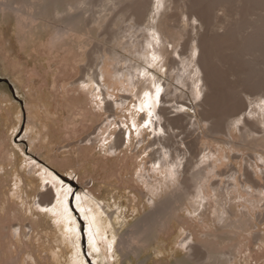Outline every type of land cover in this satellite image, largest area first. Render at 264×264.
<instances>
[{
    "label": "rangeland",
    "instance_id": "374dc122",
    "mask_svg": "<svg viewBox=\"0 0 264 264\" xmlns=\"http://www.w3.org/2000/svg\"><path fill=\"white\" fill-rule=\"evenodd\" d=\"M39 1L32 5L34 0H0V78L12 85L11 89L0 80V264H264V39L260 41L256 35L264 28V24H259L260 20L264 22V2ZM83 1L92 5L87 6L88 13L75 11L76 16L71 17L72 7L79 8ZM137 2L143 3L139 22L127 8ZM194 4L204 25L192 10L189 11ZM101 5L104 9H99ZM64 8L65 13H69L65 19L61 13H56L57 9ZM103 12L107 17L104 27L83 38L78 29L81 20H85L83 25L93 24L95 16ZM27 16L30 20L36 18L37 23L53 24L55 31L48 35L45 29H36V26L35 34L26 33L31 25L27 23ZM136 21L141 22L140 28L145 31L139 33L141 37L135 47L144 45V65L158 75L156 80H161L157 85V89L162 88L159 92L153 88L154 77L147 82L146 74L134 86L131 81L113 84L103 72L104 58L116 40L115 34L119 36L124 28L136 25ZM150 25L151 30L147 27ZM58 27H67L71 34L66 38L76 41L67 46L54 43ZM156 29L162 34L154 38ZM253 29L258 31L254 33ZM224 35L228 38L226 42L222 41ZM252 39L256 48L250 42V50L245 42ZM199 42L204 44L203 51L197 50ZM87 44L90 54L86 56L85 50L78 46ZM119 50L127 54L122 48ZM203 54L207 72L215 79L212 92L214 90L219 97L223 95L226 103L231 98L226 112L219 110L220 115H224L219 118L224 119L225 132L211 131L206 122L210 108L203 104V99L209 90L202 89L204 74L198 66ZM109 60H113V68L127 69L126 64H118L108 57ZM178 75L187 79L185 84H180ZM85 78L95 85L98 83L92 88L97 93L78 90ZM177 86L185 92L180 99ZM68 89L77 90L76 94L69 95V100L64 97ZM154 95L158 100L152 103ZM98 96L100 105H97ZM123 96L127 101H123ZM234 101L241 104V109L239 105L235 107ZM161 107L167 109L164 108L166 117H181L173 124L176 128L169 129L166 136L160 127L166 123L160 115ZM223 110L227 114H223ZM215 120V117L211 119ZM246 121L253 124L252 128L243 127ZM106 128L110 132L116 128L113 142H118L119 149H115L114 156L108 154L110 143H104L108 134H102ZM154 141L156 145L145 152ZM202 141L203 145L211 142V149L216 150L208 164L212 158L216 161L220 148L226 150L223 155L227 157L238 156L231 163L226 162L221 170L217 169L221 171L220 176L213 177L214 172L206 170L210 173L202 181L206 189L211 188L208 199H204V203L199 199L201 196L193 200L197 212L193 217L186 214L189 203L181 198L179 205L176 197L170 198L175 188L172 185L177 183L173 184L166 177L169 168L166 172L162 168L164 173H156L155 178L161 180L162 198L169 196L172 203L171 206L166 204L167 214L160 218L165 219L166 227H162V234L153 229L151 239H147L142 230H132L142 225L143 219L151 213L149 191L138 177L143 164L160 158L161 153L155 154L156 150L160 149L164 155L172 153L168 148L163 150L162 142L173 147V158L165 155L167 161L168 156L174 161L172 170L182 169L188 158L193 160L188 169L196 171L199 166L195 164V156ZM177 147L182 153H188L186 159L179 158ZM194 150L196 154L191 155ZM245 158L252 160L248 161L250 164H245ZM149 166L153 172L158 168L153 163ZM188 169V175L184 176L190 177L192 186L198 174ZM246 176L253 178L260 188H250ZM197 183L203 187L201 181ZM46 193H52V200L47 203L42 202ZM162 198L159 202L165 204ZM71 203L85 223L86 254L82 250L80 223ZM187 243L203 251L198 259H189L194 250L189 249Z\"/></svg>",
    "mask_w": 264,
    "mask_h": 264
},
{
    "label": "bare ground",
    "instance_id": "6f19581e",
    "mask_svg": "<svg viewBox=\"0 0 264 264\" xmlns=\"http://www.w3.org/2000/svg\"><path fill=\"white\" fill-rule=\"evenodd\" d=\"M87 2H88V0H86ZM98 1V0H97ZM97 1H96V3H97ZM175 1V0H174ZM247 1V0H246ZM256 1V0H255ZM259 1H261V0H259ZM263 2H264V0H262ZM31 2V1H30ZM37 2H41V1H39V0H34V2H33V4L32 5H35V4H37ZM177 2V1H176ZM257 2H258V0H257ZM262 2V3H263ZM38 3V4H39ZM227 3V2H226ZM260 3V2H259ZM30 4V3H29ZM82 5L79 7V8H77V7H74L73 5V7H72V10H71V12H70V14H72V16L71 17H75L76 15H73L74 14V12L75 11H79V13L80 12H85V13H88V8H87V6H89V4L88 3H86V2H84L83 1V3H81ZM143 3H141V2H137V3H135V4H133V5H129L127 8L128 9H130V11H132V15H134V16H136L137 17V21L138 20H140L141 19V17H142V13H140V10H141V5H142ZM184 4V3H183ZM227 5V4H226ZM55 6V5H54ZM69 6H71V4L69 5ZM92 5L90 4V7H91ZM94 6V5H93ZM187 6V5H186ZM42 7V6H41ZM41 7H39L38 9H40ZM68 7V6H67ZM83 7H86V9H83ZM97 7V6H96ZM104 5H101V6H99V9H104ZM66 8V7H65ZM65 8L63 9V10H61V9H57L58 11L56 12V13H61V15L64 17L65 15H69V13H65ZM188 8H189V6H188ZM204 8V7H203ZM11 9V8H10ZM33 9H34V7H32L31 8V10L33 11ZM42 9V8H41ZM13 10V9H12ZM142 10H143V6H142ZM192 10V11H191ZM105 11V10H104ZM189 11H191L192 12V14L198 19V21H200L201 20V22H202V24H203V20H202V18L203 17H201L202 15L201 14H199V10L197 9V7L195 6V4L189 9ZM13 12V11H12ZM45 12V11H44ZM205 12V11H204ZM10 13V12H9ZM128 13V12H127ZM190 13V12H189ZM188 13V14H189ZM202 13V12H201ZM16 14V13H15ZM41 14H44L43 12L41 13ZM19 15V14H18ZM60 15V16H61ZM22 16V15H21ZM20 16V17H21ZM92 16V15H91ZM177 16H178V14H177ZM191 16V15H190ZM30 17V16H29ZM193 17V16H192ZM106 18L107 17H104V12L103 13H98L97 14V16H95V19H94V23L92 24V23H84V25H83V22L85 21V20H81V23L80 24H82L81 26H77L78 27V29H80V31L82 32V35L84 36L83 38H88L87 36L90 34V33H97L98 31H100L103 27H104V23H105V20H106ZM262 18V17H261ZM26 19H27V23H29V24H31L30 25V28H29V31H26V33H32V34H35V31H34V29L36 28V26H38L36 29H45V31L48 33V35L51 33V32H53V31H55L54 30V26H53V24H51V25H49V24H47L46 22H38L37 23V20H36V18H35V20H32L33 18H31V20H30V18H28V16L26 17ZM25 19V20H26ZM64 19H65V17H64ZM91 20V19H90ZM264 20V19H263ZM83 21V22H82ZM136 21V22H137ZM261 21V23H259V24H264V22L262 23V20H260ZM19 22V21H18ZM64 22H66L67 23V21L65 20ZM87 22V21H86ZM139 22V21H138ZM136 23V25H130V26H128V27H126V28H124L122 31H123V33H121L119 36L117 35V34H115V41H113V46L111 47V50L109 51V52H107V56H106V58H104L105 60H106V66H105V69H104V73L106 74V76H108L111 80H112V82H113V84H126V81H127V83H129L130 81H131V83H132V85H134V86H137L138 84L137 83H139V81H138V79H142L141 77H142V75L143 74H146L148 77L146 78V80H147V82H150L149 80L151 79V78H153L154 77V85L153 86H155V87H153L152 85V87L153 88H155L156 89V91H160L162 88H158L157 89V85H159L160 84V82H161V80H156V78H157V74L154 72H152V71H150L148 68H146V66L147 65H144V62H145V59H144V57H145V55H143V51H144V45L143 44H141L142 46V48L140 47V48H137V47H135V45H137L138 44V40L137 39H139L140 37H141V35H139V33H143L145 30H143L142 28H140L141 27V22L140 23ZM205 22H206V20H205ZM26 23V22H25ZM28 24V25H29ZM85 24H87V25H85ZM137 24H139V25H137ZM206 24V23H205ZM27 25V26H28ZM204 25V24H203ZM57 26V25H56ZM109 26V25H108ZM139 26V27H138ZM157 26H159V24H157ZM262 27H263V25H261ZM51 27V28H50ZM147 27H150V29L149 30H151L152 29V27H151V25L150 26H147ZM256 27V26H255ZM243 28V27H242ZM19 29H21V27H19ZM26 29V28H25ZM148 29V28H147ZM26 30H28V29H26ZM142 30H143V32H142ZM69 30L67 29V27H58V30H57V34H56V37L54 38V43H57L58 44V42H60L61 43V45L62 46H67V44L68 43H70L71 44V42L73 43L74 41H76V40H69V38H66V36L68 35V34H71L70 32H68ZM155 33L153 34L154 36V38H155V36H158V34H160L161 32H160V30L159 29H156V30H153ZM257 31H258V29H257ZM257 31H255L254 29H253V32L254 33H256ZM115 32V31H114ZM128 32H131V37H130V35L128 34ZM21 33V32H20ZM106 33V32H105ZM182 33V32H181ZM113 34V35H114ZM162 34V33H161ZM105 35V34H104ZM251 35V34H250ZM256 35H258V37H260V41L262 40V39H264V28L262 29V30H260L259 32H257L256 33ZM233 36V34L231 35V37ZM235 36V35H234ZM113 37V36H112ZM134 37V38H133ZM224 39H222V41L223 42H226V39H228V38H225L226 36L224 35V36H222ZM249 37V36H248ZM254 38H255V36H253ZM252 37V38H253ZM257 37V39H259ZM159 38V37H158ZM163 38V37H162ZM250 38V37H249ZM262 38V39H261ZM32 39H34V38H32ZM39 39V38H38ZM134 39V40H133ZM236 39V38H235ZM256 39V38H255ZM94 40V39H93ZM159 40V39H158ZM163 40V39H162ZM234 40V39H233ZM247 40V39H246ZM111 41H112V39H111ZM252 41H254L253 39L252 40H248V43H247V41L245 42V45H248V47L249 46H251L250 45V42L253 44V42ZM36 42V41H35ZM158 42V41H157ZM257 42H258V40H257ZM112 43V42H111ZM162 43V42H161ZM233 43V42H232ZM236 43V42H235ZM247 43V44H246ZM254 43H256V41L254 42ZM262 43L264 44V42H263V40H262ZM102 44V43H101ZM140 44V43H139ZM152 44H153V42H152ZM151 43H149V45H152ZM259 44H261V43H259ZM33 45V44H32ZM38 45V44H37ZM76 45V44H75ZM162 45V44H161ZM254 45V44H253ZM258 45V44H257ZM30 46V45H29ZM55 46V45H54ZM90 45H83V46H78L79 47V49H83V50H85V52L84 53H86V56L87 55H89L88 54V52H87V47H89ZM203 46H204V44L202 45V43H200L199 42V44H198V46H197V50L198 49H200V51H203ZM229 46V45H228ZM139 47V46H138ZM163 47V46H162ZM217 47H219V46H217ZM253 47V46H252ZM251 47V48H252ZM35 48H36V46H35ZM119 48H122V50H125L126 52H127V54H129V55H127V54H123L120 50H119ZM137 48V49H136ZM219 48H221V47H219ZM246 48V47H245ZM254 48H256L255 47V45H254ZM236 49V48H235ZM247 49V48H246ZM249 49H250V47H249ZM248 49V50H249ZM251 50V49H250ZM99 54H100V52H102L100 49H99ZM104 52V51H103ZM114 54H116V56H114V55H112V53ZM198 52V51H197ZM160 54H162V52L160 53ZM113 56V57H112ZM104 57H105V55H104ZM108 57H109V59L110 58H113L114 59V61L116 62V63H118V64H120V63H123V65L124 64H126V68L127 69H121V70H117V66L115 67V68H113L112 66H113V64H112V61L111 60H109V61H107V59H108ZM116 58H120V59H116ZM137 58H139L140 60H137ZM187 65V64H186ZM198 66L201 68V70H202V73L204 74V76H203V79H202V81H203V87H202V89L204 90V92H205V89H208L209 90V93H206L205 92V94H204V99H203V104H205L206 106H208L210 109L208 110V109H206V107L204 108L206 111L208 110V116H206L207 117V119H206V122L207 123H209V129L211 130V131H214V132H217V133H221V132H223L224 131V129L225 128H223L224 127V125H223V123H222V120H224L223 118H222V120H220V118H219V115H220V113L222 112H220L219 110L220 109H225V112H226V106H228V104L230 105V101H231V98H230V100H229V102L227 101V103H226V101L224 102V100H223V95H222V97H219V96H217V94H215L214 93V90H213V92H212V90L211 89H213V86H214V78L212 79L209 75H211V74H208V72H207V69H208V67H207V63H206V59H204V54H203V56L201 55L200 56V58H199V60H198ZM197 66V67H198ZM148 67V66H147ZM208 71H210V70H208ZM216 72L218 73V71L216 70ZM94 73V76H95V72H93ZM92 73V74H93ZM97 75V74H96ZM94 76H91L90 75V78H93ZM179 76V75H178ZM188 77V76H187ZM190 77H191V75H190ZM183 78L184 77H178V79H179V82H180V84H185L186 82L185 81H187V79L185 80H183ZM96 79V78H95ZM194 79V78H193ZM220 79V78H219ZM222 79V78H221ZM220 79V80H221ZM0 80L1 81H3V79H1L0 78ZM7 80V79H6ZM89 80V79H88ZM92 80V79H91ZM96 81H97V79H96ZM218 81V80H217ZM111 82V83H112ZM81 84H80V87L78 88V90L80 89V90H84V89H89L93 94H95V93H97L96 92V89L95 90H93L92 88L93 87H95V86H98V83L95 85V83H90V82H88L87 80H86V78L84 79V80H82V82H80ZM190 84V83H189ZM220 85V84H219ZM77 86V84L75 85V87ZM150 86V85H149ZM186 86H188V84L186 85ZM222 86V85H221ZM101 87V86H100ZM165 88H167L166 86H164ZM217 87V86H216ZM152 88V89H153ZM232 88V87H231ZM77 89V88H76ZM76 89H72V90H69V91H67L68 92V94H66L67 96H64L66 99H70V98H68L69 97V95H71V93H74V94H76L77 93V90ZM98 89V88H97ZM151 89V90H152ZM155 89H154V91H155ZM180 94L177 96L179 99H180V95L183 97V94H185V92H184V90H181V88H179L178 86H177V89H176ZM208 90H206V91H208ZM132 91V90H131ZM153 91V90H152ZM182 91V92H181ZM211 91V92H210ZM233 91V90H232ZM157 92V93H158ZM162 92V91H161ZM168 92V91H167ZM227 92V91H226ZM150 93H152L151 91H150ZM154 93V92H153ZM153 93H152V95H153ZM203 93V92H202ZM234 93V92H233ZM64 94V93H63ZM158 94H160V93H158ZM158 94H156V95H158ZM201 94V93H200ZM223 94H224V92H223ZM229 94H230V92H229ZM228 94V95H229ZM227 95V96H228ZM202 96V95H201ZM226 96V97H227ZM232 96V95H231ZM231 96H229V97H231ZM238 94H237V97L235 96V98H238ZM225 97V96H224ZM228 97V98H229ZM232 98H233V96H232ZM234 98V99H235ZM234 99H232V101L234 100ZM98 102H97V105H100V98H99V96H98ZM122 100V99H121ZM127 101V98L125 97V96H123V101ZM158 99H156V97H155V95H154V99H152L151 98V101H152V103H155L156 101H157ZM178 100V99H177ZM225 100H227V98L225 99ZM238 102L240 101V100H237ZM235 102V101H234ZM236 103V104H235ZM234 104H235V107L237 108V106L236 105H239V103L237 104V102H235ZM178 104H179V100H178ZM234 104H233V106H234ZM143 105V104H142ZM141 105V106H142ZM94 106V105H93ZM156 106V105H155ZM231 106H232V104H231ZM230 106V107H231ZM240 106H241V104L239 105V107L238 108H240ZM96 107V106H95ZM165 108V107H164ZM163 107H161V110H160V115H161V117H164L165 118V120H166V123H165V125H163V126H160L161 127V130H164V133H165V136L169 133V129H174V128H176V126L174 127L173 126V124H175L177 121H179L180 119H181V117H177V118H169V117H166L165 116V109H164ZM100 109V108H99ZM125 109V108H124ZM212 109V110H211ZM233 109V108H232ZM231 109V110H232ZM235 109V108H234ZM241 109V108H240ZM98 110V109H97ZM126 110H127V108H126ZM166 111H167V109H166ZM255 111H257V110H255ZM224 112V110H223V114L225 113ZM233 112V111H232ZM99 113H101L100 111H99ZM98 113V114H99ZM235 113V112H234ZM257 113V112H256ZM225 114H227V113H225ZM236 114V113H235ZM238 114V113H237ZM102 115V114H101ZM234 115V114H233ZM104 116V115H103ZM221 116V115H220ZM222 116H224V115H222ZM221 116V117H222ZM225 116H227V115H225ZM229 116V115H228ZM213 117H215V121H211V119L213 118ZM231 118H233V116L231 117ZM156 120V119H155ZM158 120V119H157ZM238 121H239V119H238ZM235 122H237V119H236V121ZM235 122H233V123H235ZM245 122V121H244ZM232 123V124H233ZM166 124H168V127H167V125ZM237 124V123H236ZM234 125V124H233ZM247 127H246V126ZM252 125L253 124H250L249 122H247L246 121V123H244L243 124V127H246V128H248L249 126H251V128H252ZM158 126V125H157ZM169 126H170V128H169ZM237 126H238V124H237ZM141 127V126H140ZM230 127H231V124H230ZM239 127V126H238ZM157 128V127H156ZM239 128H242L241 126L239 127ZM246 128L244 129V130H246ZM250 128V129H251ZM115 129L116 128H114L113 129V132H110V131H108V129L106 128L105 130H104V132H103V136L104 135H106V134H108V136H107V138H105L104 139V143L106 144V143H110V149H109V152H108V154L109 155H112V156H114L113 154L115 153L114 151H115V149H119V144H118V142H113V138L114 137H116L117 135L115 134ZM178 129V128H177ZM180 129V128H179ZM103 130V129H102ZM112 130V129H111ZM243 130V131H244ZM251 130H253V129H251ZM139 131V130H138ZM144 131V130H143ZM241 131V130H240ZM137 132V131H136ZM145 132V131H144ZM213 132V133H214ZM225 132V131H224ZM242 132V131H241ZM244 133H246V132H244ZM262 134H264V133H262ZM243 135V134H242ZM246 135H248V133L246 134ZM120 136V135H119ZM226 136H227V133H226ZM249 136V135H248ZM178 137V136H177ZM200 137V136H199ZM244 137H245V135H244ZM95 139V138H94ZM102 139V138H101ZM125 139V138H124ZM144 140H146V138L144 137L143 138ZM160 141H161V139H160ZM183 141H184V139H183ZM216 141V140H215ZM95 142V141H94ZM141 142H142V140H141ZM91 143H92V141H91ZM124 143V142H123ZM143 143H144V141H143ZM156 141H154L153 142V144H151L150 146H148L147 147V149H145V152L149 149V148H151L152 146H155L156 145ZM203 143H204V141H202L201 143H200V146H199V148H197V150L199 151V152H197V154H196V151L197 150H194V152L193 153H191V155H194V154H196V156H195V158H197V162L195 163V164H197L198 166H199V168L195 171L194 169L195 168H191L192 170L191 171H195V172H192L194 175L195 174H198V176L195 178V176H194V179H193V182H194V185H189V178H187L188 176H184V175H186L187 173H188V171H187V169H188V165L190 164V162L192 163V161L193 160H191V161H189V159L187 158V154L188 153H182V150L180 149V147H177V153H179V158H180V156H183L184 157V159H186L187 158V162H186V164H184V165H186V166H183L182 165V169H180V168H177V172L175 171V170H172V168H173V162L171 161V158H169V156L167 157L168 158V161H167V159L165 158V155L167 154V155H170V157H172L173 158V147L171 146V145H169V144H166V143H162L161 142V145H162V148H163V150H165L166 148H168V149H170V151L172 152L171 154L170 153H165V155L162 153V151H159V150H156L155 151V154H156V152L158 153V152H160L161 153V155H160V158L159 157H156V159H152V160H150V161H146L144 164H143V167H141V169L139 170V179L141 180V182L142 183H144L145 185H146V187H147V189H148V191H149V193H148V196H149V201H148V203H149V207H150V212L151 213H149L144 219H143V222L141 223L142 225H139L138 227L137 226H135V227H132L131 229L132 230H134V231H138V230H142L143 232H144V236H146V238L147 239H151V237H153L154 235H152V230L153 229H155L156 230V232L158 233H160V234H162L163 232L162 231H164L163 230V228L165 229V227H166V224H165V219H160V218H162V217H164L165 216V214H167L166 213V208H167V205L168 206H171L172 205V203H171V201L169 200L170 198H173V197H176L177 199V203L179 204V205H181V203H180V199L182 198V199H184V200H186V202H188L189 203V206H190V208H188V210L187 209H185V211H186V214H188L189 216H191V217H193L194 215L193 214H195V212H197V210L194 208V206H193V200H198L197 198H199V196H201V198H199L202 202L204 201V199H208V197L210 196V193H211V188H210V186L208 187L209 189H206V185H205V183L203 182L206 178V175H209V173H207V171L206 170H208V171H213L214 172V174H213V177H216V176H220L221 175V171L219 172V171H217V169H220V168H223V167H225L226 165H227V163L226 162H228V163H231L236 157L238 158V156H236V157H231L230 155L227 157V156H225V155H223L224 154V151H226L225 149H219L220 150V155L219 156H217V159H216V161L214 160L213 161V158H212V162H210L209 164L207 163V161L209 160V159H211V155H212V152L213 153H216L215 151V149L214 148H212L211 149V145H212V143L210 142H207V143H205V145H203ZM222 143V142H221ZM231 144H232V142H230ZM230 143H226V144H230ZM118 144V145H117ZM191 144V143H190ZM235 144V143H234ZM238 146V145H237ZM189 147V146H188ZM236 147V146H235ZM240 147H241V145H240ZM247 147V146H246ZM191 148V147H190ZM247 149V148H246ZM191 150L192 149H190V152H191ZM237 150H238V148H237ZM207 151H210L211 153H207ZM233 151V150H232ZM229 153V152H228ZM154 154V153H153ZM230 154V153H229ZM246 157V156H245ZM183 159V160H184ZM191 159V158H190ZM215 159V158H214ZM249 159V158H248ZM183 160H181V162L183 163ZM196 160V159H195ZM217 160H219V162L221 163H219L218 164V161ZM258 160V159H257ZM244 161V160H243ZM245 161H246V163L245 164H247L248 163V161L250 162V161H252V160H247L246 158H245ZM177 162H178V160H177ZM150 163H153L154 165H157L158 166V168H156L155 169V172H153V170H152V168L149 166L150 165ZM173 163V164H172ZM252 163V162H251ZM248 164H250V163H248ZM258 164V163H257ZM176 165V164H175ZM193 165H194V163H193ZM252 165V164H251ZM177 167H179L180 165L179 164H177L176 165ZM230 166V165H229ZM253 166V165H252ZM184 167V168H183ZM191 167V166H190ZM162 168H164V171L166 172V169H168L167 171H168V173H167V178L168 179H171L172 181V183L173 182H175V183H177V185H172L173 187H175V188H173L174 189V191H173V189H171L172 191H173V193H172V195H170V198H169V196L167 197H165L164 199L162 198V191H161V184L159 183L161 180H156V178H155V175H156V173H158L159 175H161L162 173H164L163 172V170L161 171L160 169H162ZM187 168V169H186ZM189 170V169H188ZM221 170V169H220ZM224 170V169H223ZM231 170H232V168H231ZM246 170H247V168H246ZM191 171L189 170V172L191 173ZM248 171V170H247ZM247 171H245L246 173H248ZM184 174H183V173ZM224 172V171H223ZM235 172V171H234ZM234 172H233V174H234ZM237 173L238 172H236V175H237ZM245 173V174H246ZM183 174V175H182ZM188 175V174H187ZM247 175V174H246ZM222 176H224V175H222ZM249 176V175H248ZM247 177V176H246ZM250 177V176H249ZM252 177V176H251ZM203 178H205V179H203ZM232 178H234L233 176H232ZM248 178V177H247ZM246 178V179H247ZM192 179V178H191ZM203 180V181H202ZM169 182H168V184L170 183V180H168ZM198 181H201L202 183V185H203V187H201V186H199L198 185ZM251 186H250V188H253V190H254V187L255 188H258L259 186L256 184V182H255V180L252 178H248L247 180H246ZM163 182V181H162ZM247 183V184H248ZM171 184V183H170ZM174 184V183H173ZM205 185V186H204ZM242 186V185H241ZM169 187V186H168ZM213 188V187H212ZM216 188V187H215ZM260 188V187H259ZM193 189V190H192ZM216 189H218V188H216ZM199 190H201V191H199V192H202V193H199L198 191ZM165 191V190H164ZM195 191V192H194ZM217 191V190H216ZM215 191V192H216ZM224 191V190H223ZM248 191V190H247ZM50 192H52V191H50ZM54 192V191H53ZM156 192H158V193H156ZM198 192V193H197ZM220 192H221V190H220ZM219 192V193H220ZM225 192V191H224ZM250 192V191H249ZM223 193V192H222ZM52 194V193H51ZM51 194L50 193H46L45 195H43V201L42 202H49L50 200H52V196H51ZM255 194V193H254ZM54 195V194H53ZM215 195V194H214ZM192 198H191V197ZM216 196H218V193H217V195ZM55 197V196H54ZM223 197H224V194H223ZM163 199V201L165 200V204H160V199ZM42 202H40V204L42 203ZM199 202V201H198ZM206 202V201H205ZM204 203V202H203ZM167 204V205H166ZM184 204H186V203H184ZM195 204H198L197 202L195 203ZM200 204V203H199ZM202 204V203H201ZM207 204V203H206ZM46 205H48V204H46ZM196 207H198V206H196ZM66 208V207H65ZM200 208V207H199ZM207 208V207H206ZM205 208V209H206ZM225 209V208H224ZM182 210V209H181ZM58 212V211H57ZM204 212V211H203ZM170 213V212H169ZM198 213H200L199 212V210H198ZM60 214V213H59ZM176 214V213H175ZM172 215V214H171ZM196 215H197V213H196ZM203 215H205V214H203ZM234 215V214H233ZM177 217V216H176ZM206 217V216H205ZM157 220H161V221H159V223H157L158 221ZM222 220V219H221ZM224 220V219H223ZM181 221V220H180ZM102 222V221H101ZM158 226V227H157ZM163 227V228H162ZM169 227V226H168ZM131 230V231H132ZM17 233V232H16ZM137 233V232H136ZM158 233V234H159ZM26 234V233H25ZM18 235V234H17ZM132 235V234H131ZM133 236V235H132ZM159 236V235H158ZM260 237H261V235H260ZM158 238V237H157ZM263 238V237H262ZM134 239V238H133ZM261 239V238H260ZM132 240V239H131ZM136 240V239H135ZM140 240V239H139ZM11 241V240H10ZM186 241H188L187 239H186ZM134 242V241H133ZM148 242V241H147ZM186 243V242H185ZM184 243V244H185ZM11 244L13 245V246H15L14 245V243L11 241ZM136 244V243H135ZM180 245H182V244H180ZM190 245V246H189ZM189 245H188V243H187V246H188V248L189 249H193L194 250V252L191 254V257L189 258L190 260L192 259V261H194L195 260V258H197V256H200L201 255V253H203V251L200 249V248H197V247H194V246H191V243H189ZM143 246V245H142ZM146 246V245H145ZM186 246V245H185ZM197 246V245H196ZM147 247V246H146ZM199 247V246H198ZM185 248V247H184ZM187 248V247H186ZM132 249V248H131ZM182 249V248H181ZM187 250V249H186ZM132 251V250H131ZM191 251V250H190ZM129 252H130V250H129ZM205 252V251H204ZM210 252V251H209ZM208 253V252H207ZM190 256V255H189ZM214 256V255H213ZM217 256V255H216ZM223 256V255H222ZM221 256V257H222ZM209 257V256H208ZM217 257H219V256H217ZM225 257V256H224ZM223 257V258H224ZM199 258V257H198ZM197 258V259H198ZM223 258H220V259H222L223 260ZM206 259V258H205ZM208 259V258H207ZM206 259V260H207ZM180 260V259H179ZM204 260V259H203ZM209 260H210V258H209ZM217 260V259H216ZM196 261H198V260H196ZM201 261V260H200ZM199 261V262H200ZM212 261V260H211ZM213 261H215L214 259H213ZM220 261V260H219ZM203 262V261H202ZM181 264H182V262H181ZM206 264V263H205Z\"/></svg>",
    "mask_w": 264,
    "mask_h": 264
},
{
    "label": "water",
    "instance_id": "95a60500",
    "mask_svg": "<svg viewBox=\"0 0 264 264\" xmlns=\"http://www.w3.org/2000/svg\"><path fill=\"white\" fill-rule=\"evenodd\" d=\"M4 82H6L9 86H10V88L12 89V85H11V83L8 81V80H3ZM67 180V179H66ZM67 181H69V180H67ZM71 184H74V183H72L71 182ZM71 208H72V210L75 212V214H77V218H78V221H79V223H80V228H79V230H80V234H81V237H82V250H83V252L86 254V235H85V223H84V221L81 219V217H80V215H79V213L75 210V208L72 206V203H71ZM87 260H88V262H91L90 261V259L87 257ZM92 264V263H91Z\"/></svg>",
    "mask_w": 264,
    "mask_h": 264
}]
</instances>
